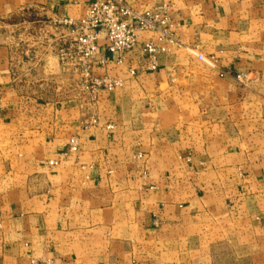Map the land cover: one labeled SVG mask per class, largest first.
<instances>
[{"label": "crops", "instance_id": "1", "mask_svg": "<svg viewBox=\"0 0 264 264\" xmlns=\"http://www.w3.org/2000/svg\"><path fill=\"white\" fill-rule=\"evenodd\" d=\"M126 1L169 5L179 44L144 71L101 34L93 70L123 86L93 103L54 53L0 42V264H264V0ZM89 2L0 0V17L52 18L61 41Z\"/></svg>", "mask_w": 264, "mask_h": 264}, {"label": "built area", "instance_id": "2", "mask_svg": "<svg viewBox=\"0 0 264 264\" xmlns=\"http://www.w3.org/2000/svg\"><path fill=\"white\" fill-rule=\"evenodd\" d=\"M64 23L75 28L78 34L75 42L69 46V52L63 49L60 58L75 66V72L83 79L82 94L89 95L94 101L101 91H113L123 86L120 78L93 72L101 34L107 41L108 51L118 53L121 59L139 50L144 59V71L156 69L160 57L167 53L170 47L179 44L172 31L169 5L136 10L126 0H90L81 19H66ZM141 33H151L155 36L142 41ZM197 56L213 66L203 55ZM101 62L107 64L106 59ZM226 75L225 72H220L221 77ZM93 123L96 124L97 120H93ZM112 127L108 126L110 129ZM77 151L78 141L72 138L65 154ZM50 164L56 165L58 161H50ZM31 264H53V261L32 259Z\"/></svg>", "mask_w": 264, "mask_h": 264}, {"label": "rangeland", "instance_id": "3", "mask_svg": "<svg viewBox=\"0 0 264 264\" xmlns=\"http://www.w3.org/2000/svg\"><path fill=\"white\" fill-rule=\"evenodd\" d=\"M56 25L58 26L56 21H53L52 18H47L46 16L41 15L26 14L23 12L0 17V42L12 43L18 48L20 55L26 56L28 54V56L35 61H39L41 57L46 54L54 53L60 61L63 69L62 71L66 74L65 77L68 78H66L68 80V86L72 84V86L79 89L83 103H93L95 101L91 100L89 95L82 94L83 79L75 72V66L67 64L66 61H62L60 58V53L63 49L69 52V46L75 42L78 33L75 31V28H67L64 34L61 33V41H58L56 40L58 39L57 33L54 32ZM182 50L187 55H191L192 53L197 55L193 49ZM207 59L213 64L217 63V59L214 57H207ZM199 60L201 63H206L201 59ZM223 72L227 74L226 76L229 75L227 71Z\"/></svg>", "mask_w": 264, "mask_h": 264}]
</instances>
